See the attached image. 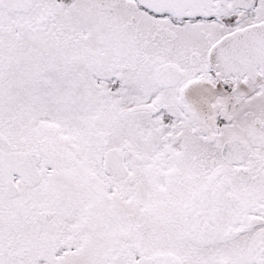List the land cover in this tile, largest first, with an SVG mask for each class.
Returning <instances> with one entry per match:
<instances>
[{
    "label": "snow or ice",
    "instance_id": "6c2138e0",
    "mask_svg": "<svg viewBox=\"0 0 264 264\" xmlns=\"http://www.w3.org/2000/svg\"><path fill=\"white\" fill-rule=\"evenodd\" d=\"M0 264H264V0H0Z\"/></svg>",
    "mask_w": 264,
    "mask_h": 264
}]
</instances>
